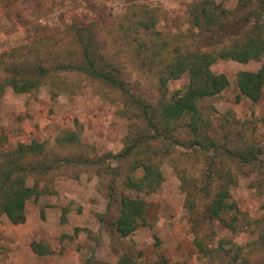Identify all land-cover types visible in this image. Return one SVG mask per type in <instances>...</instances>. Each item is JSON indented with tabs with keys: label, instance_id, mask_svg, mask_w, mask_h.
Segmentation results:
<instances>
[{
	"label": "rangeland",
	"instance_id": "374dc122",
	"mask_svg": "<svg viewBox=\"0 0 264 264\" xmlns=\"http://www.w3.org/2000/svg\"><path fill=\"white\" fill-rule=\"evenodd\" d=\"M194 1L0 0V79L8 68L39 79L29 92L15 93L7 85L0 95V150L37 140L54 159L46 173L27 180L42 191L26 201L25 221L12 224L0 216V264H115L121 255L140 264H164L162 257L165 264H264V85L254 102L235 83L238 71H254L263 59L217 60L211 69L224 73L230 85L198 103L205 117L228 130L231 146L251 144L260 152L256 164L228 163L236 178L231 195L243 214L236 231L203 219L200 210H194L199 221L192 225L182 185L202 179L203 158L191 150L172 147L169 154L151 155L159 142L135 147L126 161L150 158L163 179L152 192L124 187L128 165L112 154L135 134V117L123 112L125 97L80 70L59 68L81 58L75 36L87 28L92 45L121 70L133 94L155 101V67L140 61L152 40H169V49L218 51L246 28L241 17L247 11L235 9L237 0H215L227 10V24L212 29V38L211 32L201 34L191 20ZM140 20L148 29L140 27ZM38 62L46 68L40 75ZM187 82L186 74L169 81V94ZM71 132L77 139L61 142ZM135 172L141 176L143 168ZM121 193L144 201L145 223L124 238L111 223ZM197 238L216 250L204 256Z\"/></svg>",
	"mask_w": 264,
	"mask_h": 264
},
{
	"label": "trees",
	"instance_id": "16d2710c",
	"mask_svg": "<svg viewBox=\"0 0 264 264\" xmlns=\"http://www.w3.org/2000/svg\"><path fill=\"white\" fill-rule=\"evenodd\" d=\"M235 9L247 11L241 17L247 22L246 28L242 37H229L228 44L218 51L203 50L200 48L202 46L183 51L175 45L169 49V40L162 38L152 40L151 47L146 46V49L150 51L143 50L145 56L140 61L145 66L155 67L157 91L155 101L133 94L121 70L106 61L104 54L97 52L96 46L92 45L93 38L87 28L82 29V33H77L75 36L81 47L79 52L81 58L79 60L76 58L77 62L73 64L59 66L62 69L80 70L91 78L97 79L102 85L120 91L125 97L123 112L128 111L135 117V134L129 137L120 152L112 154L113 157L125 161V165H128L124 173V187L152 192L157 189L163 179L159 165L152 162L150 158L142 160L136 157L133 162L126 161L129 160L128 157L135 147L139 150L143 143L149 146L152 141L159 142V146H154L151 155L169 154L172 147L191 150L203 158L202 179L196 185L192 181H184L182 185L185 198L189 203L187 209L194 216L191 218L195 221L192 225L199 221V216H202L203 219L211 222L220 221L232 231H236L243 214L231 195V187L236 183V178L228 163L241 161L256 164L254 161L257 153L260 152L251 144L241 146L236 143L231 146L233 140L228 130L221 126L218 128L205 117L198 103L229 87L230 82L227 76L211 69L212 64L220 59H231L239 63L263 59L258 69L240 70L235 78L241 95L254 102L261 96L264 85V22L261 20L264 15V0H237ZM226 12L227 10L215 0H197L193 2L191 8V20L201 34L211 32L209 37L212 38L215 35L212 29L221 28L227 24ZM139 25L142 29L149 27L143 20L139 21ZM137 51L140 53V50ZM157 56L163 58L157 63L152 62L151 59ZM148 57L151 59L146 62ZM36 70L40 75L45 73L46 68L38 62ZM6 71L5 76L0 79V95L7 85H10L15 93H23L35 88L39 82L37 77H27L18 69L8 68ZM183 74L188 77L187 84L184 88L176 89L169 94L168 82L180 78ZM75 138L76 135L71 132L65 134L61 142L72 141ZM64 159L70 162L77 161ZM48 161L54 163V159L45 152L44 143L37 140L28 143L19 142L11 150H0V216L4 215L12 224L25 221L26 201L31 197H37L42 191L38 188L37 182L30 185L27 180L31 176L46 173L51 169L53 164ZM138 167L143 168L141 176L135 174ZM143 204V200L130 198L121 193L118 214L111 221L119 237L124 238L130 235L145 223V219L141 216ZM194 210H200L197 218ZM245 223H249L248 219H245ZM195 243L198 251L204 256L216 250L204 247L198 238ZM219 249L223 250V246ZM160 262L165 264V257H162ZM98 264L113 263L99 262ZM115 264L140 263L128 255H121Z\"/></svg>",
	"mask_w": 264,
	"mask_h": 264
}]
</instances>
